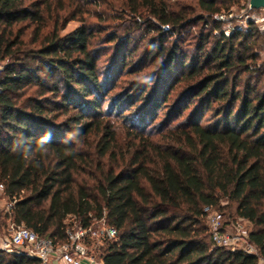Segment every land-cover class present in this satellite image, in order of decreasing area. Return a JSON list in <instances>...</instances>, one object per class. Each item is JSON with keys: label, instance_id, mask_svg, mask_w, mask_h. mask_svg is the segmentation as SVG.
Segmentation results:
<instances>
[{"label": "trees", "instance_id": "1", "mask_svg": "<svg viewBox=\"0 0 264 264\" xmlns=\"http://www.w3.org/2000/svg\"><path fill=\"white\" fill-rule=\"evenodd\" d=\"M189 1L121 0L117 19L131 24L104 38L103 70L101 27L61 35L75 17H53L51 0H0V190L13 226L62 242L68 217L103 221L116 232L103 264L264 259V35L217 19L247 0ZM222 201L253 227L258 256L213 244L203 209ZM0 264L41 262L0 250Z\"/></svg>", "mask_w": 264, "mask_h": 264}, {"label": "rangeland", "instance_id": "2", "mask_svg": "<svg viewBox=\"0 0 264 264\" xmlns=\"http://www.w3.org/2000/svg\"><path fill=\"white\" fill-rule=\"evenodd\" d=\"M74 1V0H73ZM79 2H72L70 0H63L64 9L60 6L58 9L56 6L57 0H51L52 2V9L55 8L53 12V17L57 14L59 17H62L63 22L65 23L66 19H70V17H75L73 20L66 21V26L63 31H61V35H65L71 31H73L75 28L79 27L82 24V21L89 24L90 26L95 27H101L104 30V33L101 34L99 37V40L94 41V47L97 49L99 54H101V59L99 62V65H101L103 70L109 69V63L112 59V48L110 45L105 43V37L109 33L117 32L118 34H121L124 28H126L128 25L131 24V21L128 20V18H119L117 17L121 14V0H91L88 2V5H84L85 1L78 0ZM175 0H171L173 2ZM248 1H246V4L243 6V3L240 4V6H232L230 9V13L224 12L225 14L218 16L217 19L224 21L223 28L231 29L232 27H236L239 29H245L248 21H253L255 18L264 16V10L261 11H249L248 9ZM180 3H183L187 6H194V1L189 0H179ZM82 7L84 10L83 13L78 11L79 7ZM103 17L105 20L102 21L99 18ZM51 18L47 19V32L49 33L51 31ZM144 26L141 27L140 30H137L132 33L133 41L135 43L139 44V38L141 37L143 33ZM261 34L264 35L263 32L259 30ZM145 46V42H141L140 47ZM264 58V54L262 55V58ZM1 69V65H0ZM127 79H132V77H127ZM172 102V97L169 100L168 105ZM108 108V104L105 103L102 106V110L106 111ZM164 110H162L159 113V116L163 115ZM163 112V113H162ZM119 122L117 120L116 116H113L111 118V122ZM8 204L6 199L3 197L2 192L0 190V250L6 251L7 253L12 254L15 250L13 248L7 247L6 242L9 239V235L11 232V227L13 226L10 223V220L5 217V213L8 209ZM222 208V209H221ZM221 208L220 209H214V211H217L223 215L222 219V227L225 229L226 234L237 236L240 238L239 246L245 247V243L247 242V234L253 229V227L245 222L241 221L239 219H236L234 215V207L228 206L227 202L222 201L221 202ZM92 253L95 255H98L102 252V250H99L98 247H90Z\"/></svg>", "mask_w": 264, "mask_h": 264}, {"label": "built area", "instance_id": "3", "mask_svg": "<svg viewBox=\"0 0 264 264\" xmlns=\"http://www.w3.org/2000/svg\"><path fill=\"white\" fill-rule=\"evenodd\" d=\"M253 22L264 33V16L255 18ZM203 211L215 246L229 250L242 249L248 254L258 256L256 249L248 242H244L246 246L241 247L238 244L240 238L223 231L221 213L210 207H205ZM64 224L62 242L40 237L23 226H12L6 245L15 250L13 254L37 259L41 264H103L101 253L95 255L90 247L102 250L105 241L116 236L115 230L107 227L103 221L82 226L72 217H68ZM258 264H264V259L258 257Z\"/></svg>", "mask_w": 264, "mask_h": 264}, {"label": "water", "instance_id": "4", "mask_svg": "<svg viewBox=\"0 0 264 264\" xmlns=\"http://www.w3.org/2000/svg\"><path fill=\"white\" fill-rule=\"evenodd\" d=\"M248 8L254 11L264 10V0H249Z\"/></svg>", "mask_w": 264, "mask_h": 264}, {"label": "clouds", "instance_id": "5", "mask_svg": "<svg viewBox=\"0 0 264 264\" xmlns=\"http://www.w3.org/2000/svg\"><path fill=\"white\" fill-rule=\"evenodd\" d=\"M50 135H51L50 133H49V134H47L46 138H50Z\"/></svg>", "mask_w": 264, "mask_h": 264}]
</instances>
